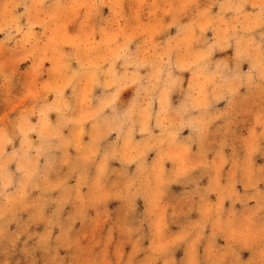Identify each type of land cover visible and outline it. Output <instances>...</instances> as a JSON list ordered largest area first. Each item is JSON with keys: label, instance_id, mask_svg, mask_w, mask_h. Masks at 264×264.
I'll list each match as a JSON object with an SVG mask.
<instances>
[{"label": "clouds", "instance_id": "clouds-1", "mask_svg": "<svg viewBox=\"0 0 264 264\" xmlns=\"http://www.w3.org/2000/svg\"><path fill=\"white\" fill-rule=\"evenodd\" d=\"M258 159L264 0H0V264H264Z\"/></svg>", "mask_w": 264, "mask_h": 264}, {"label": "rangeland", "instance_id": "rangeland-1", "mask_svg": "<svg viewBox=\"0 0 264 264\" xmlns=\"http://www.w3.org/2000/svg\"><path fill=\"white\" fill-rule=\"evenodd\" d=\"M105 11H106V10H105ZM209 35H210V34H209ZM244 67L246 68V65H245ZM186 134H187V131H185L184 135H186ZM258 163H264V161L258 159ZM172 191H173L174 193H179V192L181 191V189H180L178 186H173ZM140 210H142V208H141ZM172 230H175V227H174V226H173ZM178 255H179V254H178Z\"/></svg>", "mask_w": 264, "mask_h": 264}]
</instances>
